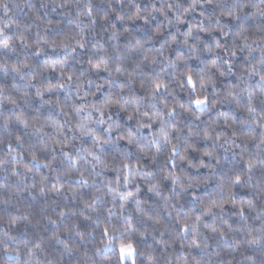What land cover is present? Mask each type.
Listing matches in <instances>:
<instances>
[{"label": "snow or ice", "instance_id": "1", "mask_svg": "<svg viewBox=\"0 0 264 264\" xmlns=\"http://www.w3.org/2000/svg\"><path fill=\"white\" fill-rule=\"evenodd\" d=\"M25 3L29 8L33 7L29 0H25ZM67 4L68 0H64L59 7L63 8ZM20 7L9 0H0V12L4 16V19H0V56L6 59L15 57V63L0 64V70H3L5 76L11 75L14 82L17 77L23 82L22 85L15 86L12 92L0 84V107L7 102L15 109L19 107V101L28 104L38 99L41 107L49 106L55 109L65 120L63 123L59 120H48L47 127L53 131L46 133L42 130L43 125L36 127V124L40 123L39 116H33L29 120L25 118L23 112L16 114L12 111L5 114L0 111V127L4 130L10 128L14 117L15 122L23 126L25 133L31 127L32 134L39 138L37 144H29L27 149H24L26 143L24 135L16 134L14 141L9 139L6 143V157L0 159V170L7 171L10 164L22 163L26 151L29 159L23 163V179H27L34 170L40 171L43 168L50 171L51 176L41 175L38 182L39 193L45 198V203L39 211L47 224L52 226L50 242L54 246H62L60 259L56 264H73V260L79 255L80 246L69 241L78 238L80 242L87 243L88 236L95 235L94 231L82 230L75 222L77 213L73 211V207L76 201L83 203V208L79 210L80 217L91 222L94 227H100L102 235L108 236L109 233L107 221L112 217L111 209L102 223L101 209L98 207L103 202L102 197L99 194H89L91 198L86 199L84 195V185L89 183L96 188V193H99L97 185L100 181L90 178V174L79 167L81 161L85 166L90 165L92 172H95L97 166H102V169L111 167L115 171V179H106L104 183L109 192H120V200L123 202L119 204V214L128 212L129 216L126 217L128 223H131L130 214L133 210L152 219L145 208L146 201L138 198L140 187L136 183V178L141 177L147 183L150 193L161 197L166 207L176 210L174 222L179 229L192 233L189 248L201 250L209 248L207 238H200L202 234L197 225H202L204 229L225 241L235 242L233 237L243 234V240L237 243L236 250L239 251L242 246H246L254 253L258 252L261 257L258 260L255 254L246 256L244 258L246 264H264V179L256 181L253 179V173L257 168L264 173V108L260 109L257 116L256 91L249 83L254 77H258L255 87L264 95V19L260 20L256 28L261 33L260 39L249 42V36L246 35L249 31L246 25L250 19L264 18V0H259V4L253 0H231V3H226L225 0H145L143 4L136 3L135 0L127 2L124 0L119 9L108 0L107 10L101 8L95 14L93 0H87L82 9L77 8V15L88 18L89 28H94L98 21L102 22V31H107L110 27L113 39L124 35L117 30L116 21L121 23L143 21L144 27L152 23L153 17L161 16L167 21L168 26L176 28L175 33L165 35V25L162 22L156 25L152 37L160 38L162 42L155 50L146 49L140 40L135 41L134 47L130 46V41L126 43L124 48L129 53L142 57L131 71L123 67L122 55L113 58L103 54L102 48L88 55L84 28H80L79 25L77 27L80 30L75 34L54 38V28L59 25L54 26L49 20L42 32L37 31L34 36H29V29L22 28L10 15H14L13 9ZM249 8L255 11L250 13L247 11ZM198 9L200 19H196L194 15ZM52 11H56V8ZM224 18L230 19L225 22ZM35 19L39 21L44 17L37 15ZM185 23L187 30L181 32L179 29ZM13 27L16 31H12ZM125 32L131 35L127 28ZM181 36L183 40L180 39ZM193 37L194 40L191 39ZM10 41H14L15 46ZM173 46L176 49L175 59L165 55L166 49ZM92 47L96 48L97 45L93 44ZM117 48L119 50L118 46ZM181 49L186 50L187 55ZM80 50L85 51L81 53ZM205 51L212 53L211 59L201 58ZM245 52L246 56L243 55ZM42 56L45 57L42 62L33 63ZM157 57L162 58L159 63L166 64L172 70L169 73L171 80L168 82L158 74L152 76L144 72L145 65L158 63ZM190 57L200 60L204 67L198 71L190 68ZM85 63L86 69L75 67L77 64ZM53 73L57 76L56 83L49 78ZM93 76L96 79H93ZM233 76L237 78L236 83L218 87L220 78ZM121 77L124 78L123 82ZM66 87L74 91L79 102L69 103L67 96L61 99L60 91ZM175 87L187 92L186 102H181L174 95ZM33 88L34 94L29 91ZM137 88L147 94L149 98L147 105L143 102L144 97L137 94ZM13 93L20 95L17 97ZM245 93L246 103L242 110L248 117L240 122L239 129L236 127V118L224 111H217L216 119L211 120L207 127L202 129L198 127L194 129L192 125L177 126L178 118L183 113H188L199 121V115L210 112L219 105L234 104L240 109ZM46 96L48 99H45ZM52 97H55V100ZM73 116L76 117L75 122L72 120ZM221 119L224 128L231 130L230 135L224 130L216 132L215 126ZM122 120L131 123H122ZM157 124L159 128L154 130ZM169 126L173 131L168 130ZM245 126L247 131L244 130ZM256 126L261 129L258 135ZM185 129L187 135H184ZM76 140L81 141L80 147H74L73 142ZM88 140L91 147L87 146ZM201 140L213 141V147L201 150L198 147ZM238 140L255 141L259 155L253 158L241 148ZM70 147L74 148L76 155L68 150ZM217 147L225 151L241 149L233 154L239 156L243 168L234 171L227 179L218 176L216 172L217 166L221 163ZM190 150L202 153L198 164H194L189 158ZM107 153L113 154L111 163L106 158ZM178 161H187L193 168H207L208 174L193 176L184 173L183 176H178L174 171ZM157 166L158 179L157 173L151 170ZM11 172L14 176L21 175L17 167H12ZM73 172L77 173L75 177L72 175ZM32 178L33 183L25 185L26 189L38 187L35 176ZM210 180L217 181L218 190L214 197L210 196L204 200L197 194L196 189L208 184ZM164 182H170L172 185L169 196H162L160 189ZM177 185L180 191L176 190ZM130 186H134L135 191H132ZM121 187L125 191H120ZM240 188L249 189L250 194L238 198L237 190ZM20 190V186L17 185V192ZM185 193L191 194V202L198 205L199 215H195L196 207L191 209V213H183L182 209H176L175 204L169 205L170 200L179 201ZM57 197L63 199L58 200ZM3 203L6 204L8 201L5 200ZM129 203L134 205V209L128 207ZM49 210L55 213L56 219L51 215H45ZM228 210L238 218L235 221L237 227H233V224L225 219ZM168 215L172 216V212L169 211ZM205 217H210L211 223L205 222ZM67 220H71V224L66 223ZM217 221L221 225H226L227 231L219 227ZM8 222L12 227L20 223L31 225V214L10 215ZM36 223L39 224L40 221ZM154 223L159 224L160 218L157 217ZM61 229L68 234L66 238H62ZM112 231L115 233V229ZM4 236L9 240L15 239L8 232H5ZM160 243L164 241L161 240ZM33 247L37 251H45L42 242H33ZM104 247L107 248L108 245ZM181 247L184 245L181 244ZM96 251L99 252L100 249L97 248ZM134 253L133 243L120 244L121 261L132 257ZM215 255L219 257L220 252L217 251ZM84 256L87 257L86 251ZM148 259L151 261L152 257L149 256ZM192 260L194 264H202L196 257H192ZM35 264L42 262L36 260ZM43 264H53V261L47 260ZM77 264H80L79 260ZM227 264H232V261H228Z\"/></svg>", "mask_w": 264, "mask_h": 264}, {"label": "trees", "instance_id": "2", "mask_svg": "<svg viewBox=\"0 0 264 264\" xmlns=\"http://www.w3.org/2000/svg\"><path fill=\"white\" fill-rule=\"evenodd\" d=\"M10 3L19 4L20 9H13L12 18L17 20L21 27H27L29 29L28 35L34 36V33L37 31L43 30L44 27H47L48 21L50 20L52 24L59 25V27L54 28V38H63L66 34H75L80 30V28H84V36L88 42L87 52L88 55H91L94 52H97L98 49H103V54H107L115 58L118 55H122L124 57L122 61L123 67L128 70H132L135 64L142 59L141 56L135 53H129L127 49L124 48V45L131 42L130 46H135V41L140 40L144 43L146 49L155 50L160 47L162 39L153 38L152 32L158 23L163 22V17L158 16L156 20L152 21L150 25L144 26L143 21H138L133 23L132 21H127L126 23H121L116 21V28L119 32L124 33V35L118 37L117 39H113L111 37V28L108 27L107 31L101 30L102 22L97 23L94 28L87 27L89 24V20L87 17H81L77 15V8H83L85 4H87V0H68V4L61 8L59 5L64 3V0H29V3L33 5V7L29 8L28 4L25 3V0H9ZM127 2V0H125ZM136 3L143 4L145 0H135ZM226 3H231V0H225ZM254 3L259 4V0H253ZM111 3L114 7L119 9L114 2L111 0ZM44 5V7H42ZM108 0H93V8L94 14L101 8L107 10ZM53 8H56V11H52ZM248 12H253L255 9L249 8ZM39 15L44 17V19L37 21L35 17ZM196 19H200L199 17V9L194 14ZM114 18V14H113ZM0 19H4L3 13L0 12ZM225 22L230 18H224ZM264 18L255 17L248 21L246 27H248L249 31L246 35L249 36V42L253 40H258L261 38V33L256 30L257 25L260 20ZM195 22V21H193ZM80 26V28L77 27ZM125 28L129 30L131 35L125 32ZM181 32L187 30V23L182 25L179 29ZM12 31H16L15 27H13ZM175 27H169L164 30V34L168 35L170 33H175ZM207 37V34H205ZM182 39V37H180ZM10 43L15 46L14 41H10ZM96 44L97 47L93 48L92 45ZM119 47V50L117 48ZM255 46V45H254ZM187 55L186 50L181 49ZM83 53L85 50H80ZM49 54L51 55V50L49 49ZM11 55V54H10ZM165 55H167L171 59H175L176 49L175 46L173 48L166 49ZM243 55H247L245 52ZM258 56V53L256 54ZM45 59V57L37 58L33 63L37 61H41ZM86 59V57H85ZM161 57H157L158 63L156 65H145L144 72L146 74L155 76L160 75L166 82L171 80L169 73L172 71L166 64H161L159 61ZM205 59H211V55H206ZM242 63V58L240 60ZM12 64L15 63V57L13 56L11 59H6L4 56H0V64ZM78 69H86L87 64H77L75 65ZM189 67L195 70H199L204 67V65L197 59H189ZM106 76V74H104ZM49 78L53 83H56L57 76L56 74H50ZM96 79L95 76L92 77ZM121 82H123L124 78L121 77ZM237 78L235 76L228 78H220L218 82V87H226L230 84L236 83ZM258 77H254L249 83L254 86V90L256 91V99L255 106L257 107V116H259V112L261 108H264V95L259 93L258 88H256ZM97 82L102 83V81L97 80ZM22 81L19 78H15V82L11 75L5 76L3 70H0V84L5 85L9 92H12V89L15 86L22 85ZM107 90V86H105V91ZM31 93L34 94L35 89H29ZM15 96L19 97L20 93H13ZM137 94L141 97H144V104L147 105L148 97L145 92L139 90L137 88ZM99 95V94H98ZM174 95L181 100V102L187 101V92L181 90L178 87L174 88ZM246 93L244 94V99H242L241 108L237 109L234 104H225L219 105L217 108L212 109L210 112L199 115V121H196L194 117H192L188 113H183L177 121L178 127H183L184 125H192L194 129L207 127L208 123L211 120L216 119L217 111L228 112L230 116H234L236 118V127L239 129L240 122L243 119L248 117V114L244 112L243 105L246 103ZM67 96L68 102H79L78 98L75 96L74 91L69 90L67 87L60 91V97L63 100ZM45 99H48L46 96ZM55 100V97H52ZM159 106V105H158ZM194 107V106H193ZM0 111H3L5 114H10L14 111L16 114H20L23 112L25 118L31 120L33 116L40 117V123L36 124V127H41L43 125V131L46 133H51L53 130L47 127L48 120H59L60 122H64L65 118L55 109L50 108L49 106H40L39 100H34L28 104H25L23 101H19V107L13 109V105L5 102L2 107H0ZM73 122H75L76 117H72ZM122 123L129 124L131 122H127L122 120ZM134 127V124H132ZM159 125H156L154 130H158ZM216 132H220L222 130L226 131L229 135L231 134L230 129H225L223 125V120L221 119L218 124L215 126ZM169 131H173L171 127L168 128ZM245 131H247V126H245ZM261 129L256 126L257 135ZM16 134H22L25 136V146L24 149H27L29 144H37L38 137L35 134H32V128L29 127L27 133L23 131V126L19 125L15 122V118L13 117L12 124L8 130H4L0 127V159H4L7 154L6 143L9 139L14 141ZM147 136L148 133L146 132ZM184 135H187V129H185ZM87 140V138H85ZM175 142V141H174ZM241 143V148L245 150L248 154H250L253 158H256L259 155V150L256 148V142L251 140L245 141H237ZM74 147H80L81 141L76 140L73 142ZM87 146L91 147L90 140L87 141ZM198 147L201 150L210 149L213 147V141H199ZM227 147V146H226ZM23 150V149H22ZM69 151L73 152V155H76L74 152V148L70 147ZM241 149H234L225 151L224 149H217L220 157L221 163L217 166L216 172L218 176H223L227 179L229 176L233 174L234 171L241 170L243 168V163L239 160L238 155H234L233 153H238ZM201 152H192L189 151V158L195 162H198L201 158ZM112 153H107L106 158L111 163L112 161ZM43 159V155H41ZM29 159L27 152L25 151L24 160L20 164H10L8 166L7 171L0 170V264H35L36 260H40L43 262L47 260H52L53 264H56V261L60 259V250H62V246L53 245L50 242L49 237L52 235V226L47 224V221L41 217L40 207L45 203V198L42 197L39 193V179L41 175L51 176L50 171L48 169L41 168L40 171H35L34 173L29 175L27 179H23L24 170L23 163H26ZM59 159V156H58ZM90 159V158H89ZM163 158H161L162 160ZM207 162V159H206ZM215 163V161H212ZM178 166L174 170L176 171L178 176H183L184 173L193 176H204L208 174V169H192L187 164L186 161H178ZM17 167L20 171V176L12 175L11 168ZM79 167L84 169L87 174H90V178H94L100 181V184L97 185L99 187L100 192L96 193V188L89 185H84V195L86 199H90L91 196L89 194H99L102 197V203L98 205L101 209L100 220L103 223L104 218L107 217L108 210L111 209L112 217L107 221L109 225V233L108 236L102 235L100 227H94L91 222L86 221L83 217L79 216V210L83 208V203L81 201H76L75 206L73 207V211L77 213L75 217V222L78 223L82 230H91L95 232V235L88 236V242L83 243L80 242L78 238L69 241L70 243H76L80 246L79 255L73 260V264H77V260L80 261V264H122L119 259V246L121 243H133L135 247V255L133 264H194L192 257H196L202 261V264H227L228 261H232V264H246L245 257L255 254L257 259L259 260L260 254L255 252L252 249L247 248L246 246H242L239 251L236 250L237 243H240L243 240V234H238L233 237V240L225 241L223 238L212 234L207 229H204L202 225H197L202 236L201 239L207 238V242L209 244V248L207 250L201 249H193L189 248L188 244L192 239L191 232H183L179 229V227L174 222V217L176 215V210L171 207H166L165 202L161 197L155 196L153 193L148 191V185L143 181L141 177L136 178V183L139 184L140 193L138 198L146 201L145 208L147 209L148 216H151L152 219H148L147 216H142L140 213H136L134 210L131 212V223H128L126 217L129 216L128 212H125L123 215L119 214V204L123 201L120 200V192L111 193L106 187L104 181L106 179H115L116 173L112 168L102 169V166H97L95 172H92L91 166H85L81 161ZM151 170L157 173V179L159 178V166L152 168ZM97 173H101L97 176ZM35 176L38 187L36 189H26L25 185L33 183L32 176ZM72 175L75 177L77 175L76 172H73ZM253 179L261 180L264 179V173H262L261 169L257 168L253 173ZM155 182V181H154ZM4 185H8L5 187ZM17 185L20 186V192H17ZM74 186H79L75 185ZM132 191H135L134 186H130ZM161 193L162 196H169L172 192V185L170 182H164L161 184ZM176 190L180 191L179 185L176 186ZM217 181L210 180L208 184L201 185L200 188L196 189L197 194L204 200H207L210 196L214 197L217 192ZM120 191H125L123 187H121ZM238 191L239 196L247 197L249 193V189L240 188ZM67 195V193H66ZM113 195L115 196V200H113ZM56 199L62 200L63 197H57ZM7 200L8 203H3V201ZM191 194L185 193L179 201L170 200L169 205L175 204L176 209H182L183 213H191V209L196 207L195 215H199V207L198 205H193L191 202ZM54 207V205H52ZM129 208L134 209V205L131 203L128 204ZM58 211V210H57ZM172 212V216L168 215V212ZM31 214L32 224L25 225L20 223L16 227L10 226L8 222L9 216H17ZM87 214V212H86ZM45 215H51L53 219H56V215L53 211L49 210L45 213ZM159 217L160 223L155 224L154 220ZM95 219V217H94ZM225 219H228L230 223L233 224V227H237L235 221L238 220L237 217L232 215V211L228 210L225 213ZM36 221H40L39 224ZM71 220H67L66 223L71 224ZM205 222L211 223L210 217H205ZM251 223V221H250ZM217 225L221 227L224 231H227L226 225L219 224L217 221ZM47 229V231H45ZM112 229H115V233H113ZM131 230V231H128ZM8 232L10 236L15 237L14 240H9L4 236V233ZM144 233V235H141ZM163 233V236H161ZM62 238H66L68 236L67 233L63 232L61 229ZM74 236V233L72 234ZM111 237V239H109ZM130 237V239H129ZM163 240L164 243H160ZM33 242H42L45 247L44 252H40L34 249ZM181 244L184 247H181ZM108 245L107 248L104 246ZM99 248L100 251L97 252L96 249ZM17 250H19V255H17ZM87 252V257L84 256V252ZM220 252V256L217 257L215 255L216 252ZM151 256L152 260L149 261L148 257ZM67 258H65L66 260Z\"/></svg>", "mask_w": 264, "mask_h": 264}, {"label": "clouds", "instance_id": "3", "mask_svg": "<svg viewBox=\"0 0 264 264\" xmlns=\"http://www.w3.org/2000/svg\"><path fill=\"white\" fill-rule=\"evenodd\" d=\"M49 2H51V0H49ZM114 2H115V4L117 5V6H119L120 7V5H121V3H123L124 2V0H114ZM121 11H123V9H121ZM158 17V16H157ZM157 17H153V21L154 20H156V18ZM164 25H165V28H164V30H166L167 28H169L170 26H168L167 25V21L166 20H164V18H163V22H162ZM182 37V36H181ZM181 39V38H180ZM191 39H195L194 37L193 38H191ZM181 40H183V37H182V39ZM206 55H212V53H209V52H203L202 53V57L201 58H203V59H205V57H206ZM190 59H195V57H190ZM214 71V70H213ZM217 75H219V74H217ZM217 149H223V148H220V147H217ZM193 161V160H192ZM187 162V161H186ZM199 162V161H198ZM198 162H195V161H193V163L194 164H198ZM188 164V163H187ZM190 166V165H189ZM190 168H192V169H199V168H193V167H191L190 166Z\"/></svg>", "mask_w": 264, "mask_h": 264}, {"label": "rangeland", "instance_id": "4", "mask_svg": "<svg viewBox=\"0 0 264 264\" xmlns=\"http://www.w3.org/2000/svg\"><path fill=\"white\" fill-rule=\"evenodd\" d=\"M135 255V253H134ZM134 255L132 257H128L127 259L121 261L122 264H133Z\"/></svg>", "mask_w": 264, "mask_h": 264}]
</instances>
